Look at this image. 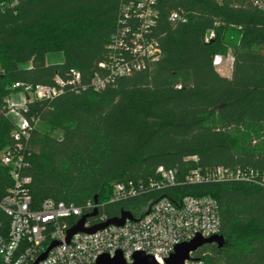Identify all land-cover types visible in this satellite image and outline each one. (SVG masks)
<instances>
[{
    "label": "trees",
    "instance_id": "obj_1",
    "mask_svg": "<svg viewBox=\"0 0 264 264\" xmlns=\"http://www.w3.org/2000/svg\"><path fill=\"white\" fill-rule=\"evenodd\" d=\"M122 2L0 0V105L14 83L52 85L71 69L80 74L76 89L28 104L27 116L38 119L25 171L33 206L52 199L85 207L96 197L98 214L109 220L123 212L138 218L161 197L209 196L224 244L195 254L213 264H264L263 187L180 185L106 204L115 183L156 178L159 166L177 170L178 180L197 168L264 171V4L159 0L152 31L159 58L95 92L90 81L102 73ZM177 10L187 13L186 23L169 21ZM209 29L215 37L205 43ZM55 53L63 60L47 63ZM215 55L232 58L228 77L212 65ZM11 130L0 117V152L12 144ZM12 184L0 163V197Z\"/></svg>",
    "mask_w": 264,
    "mask_h": 264
},
{
    "label": "built area",
    "instance_id": "obj_2",
    "mask_svg": "<svg viewBox=\"0 0 264 264\" xmlns=\"http://www.w3.org/2000/svg\"><path fill=\"white\" fill-rule=\"evenodd\" d=\"M159 0H123L119 8L116 28L107 45L106 58L101 62V74H95L90 87L98 92L116 80L134 72L144 70L161 54L158 41L152 31L157 24ZM222 4L224 0H213ZM262 8L264 0H250ZM187 13L183 10L169 14V21L186 23ZM215 37L214 29L204 35L208 43ZM230 56L215 55L212 65L217 68ZM69 78L54 79L52 85L14 83L11 93L0 105V117L12 124V144L0 152V163L8 169L13 184L0 197V259L4 264H34L52 247L38 264H95L107 255L122 254L127 264L133 263L136 253L151 256L155 263L165 264L174 249L196 237L204 239L219 235L221 219L217 202L209 196H184L173 202L161 197L152 202L142 216L126 220L123 225L107 226L95 233H77L66 242L67 231L84 215L99 207L88 201L85 207L65 205L52 199L43 200L33 206L29 194L30 177L25 174L29 165L28 142L38 119L27 116L28 104L34 100L50 101L62 94L66 88L76 89L80 74L76 69L69 71ZM196 160V158H193ZM177 170L156 169V178L136 182H119L112 187L106 204L123 202L152 192H162L180 185L211 183H247L264 188V171L240 168L216 167L210 170L194 169L182 179H177ZM2 217L8 220L5 222ZM93 219L94 221H90ZM104 214L88 218L85 228L103 224ZM197 251V250H196ZM195 251V252H196ZM195 252L183 264H213L204 255Z\"/></svg>",
    "mask_w": 264,
    "mask_h": 264
},
{
    "label": "water",
    "instance_id": "obj_3",
    "mask_svg": "<svg viewBox=\"0 0 264 264\" xmlns=\"http://www.w3.org/2000/svg\"><path fill=\"white\" fill-rule=\"evenodd\" d=\"M94 202L97 203V198H94ZM97 215V210L95 209L92 213L82 216L75 225H73L68 231L66 236V242H69L71 237L77 233H95L107 226L115 225L121 226L124 224L126 220H133V216L127 212L121 213L118 218L109 219L103 224L94 225L89 228H85V223L88 218L95 217ZM206 244H216L218 249H221L224 240L220 235L212 236L210 238L204 239L201 237H196L191 242L181 244L174 249V252L166 259L165 264H183L184 260L189 257V253L195 252L197 249ZM57 245V243H52L50 247L47 249L45 253H43L34 264H38V262L42 261L48 251ZM95 264H127L120 252H117L114 257L110 258L107 255L101 256ZM132 264H157L154 262L151 256H148L144 253H136L133 256Z\"/></svg>",
    "mask_w": 264,
    "mask_h": 264
},
{
    "label": "rangeland",
    "instance_id": "obj_4",
    "mask_svg": "<svg viewBox=\"0 0 264 264\" xmlns=\"http://www.w3.org/2000/svg\"><path fill=\"white\" fill-rule=\"evenodd\" d=\"M62 60L63 57L61 53L49 54L46 58L47 63H59ZM216 69L220 75H228L230 72L229 60L226 61L222 66L217 67Z\"/></svg>",
    "mask_w": 264,
    "mask_h": 264
},
{
    "label": "crops",
    "instance_id": "obj_5",
    "mask_svg": "<svg viewBox=\"0 0 264 264\" xmlns=\"http://www.w3.org/2000/svg\"><path fill=\"white\" fill-rule=\"evenodd\" d=\"M229 65H230V61H229ZM217 70V69H216ZM230 75V72H229V74L228 75H223V76H226V77H228Z\"/></svg>",
    "mask_w": 264,
    "mask_h": 264
}]
</instances>
